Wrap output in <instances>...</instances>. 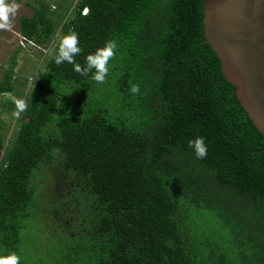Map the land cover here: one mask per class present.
<instances>
[{
  "label": "trees",
  "instance_id": "trees-1",
  "mask_svg": "<svg viewBox=\"0 0 264 264\" xmlns=\"http://www.w3.org/2000/svg\"><path fill=\"white\" fill-rule=\"evenodd\" d=\"M204 4L76 1L19 128L0 143L2 258L19 254L25 220L38 214L43 226L53 221L44 226L49 240L60 234L69 242L38 264H264V136L206 42ZM47 11L42 3L19 19L24 38L38 46L55 39ZM69 34L81 51L57 65ZM108 41L117 48L104 82L82 76L76 69ZM16 63L14 55L0 95L14 91ZM111 83L132 119L113 118L100 101ZM196 137L207 146L204 159L187 146ZM46 164L58 198L36 197L42 189L33 180ZM219 226L236 241L238 260L216 243Z\"/></svg>",
  "mask_w": 264,
  "mask_h": 264
},
{
  "label": "rangeland",
  "instance_id": "rangeland-1",
  "mask_svg": "<svg viewBox=\"0 0 264 264\" xmlns=\"http://www.w3.org/2000/svg\"><path fill=\"white\" fill-rule=\"evenodd\" d=\"M77 0H6L8 3H14L17 8L14 15L9 16L10 28L0 29V81L2 80L5 72L16 55L17 63L14 73V91L0 95V103L3 110L0 113L1 122L0 127V143L7 145L13 138L14 133L19 128L20 114L18 118L13 113L19 111L17 103L19 101L26 102L29 91L38 77V75L45 69V62L48 61L50 55L53 53L57 41L61 38L60 29L62 24L72 15L74 5ZM44 3L48 6L49 14L57 22L56 35L54 41L48 46H38L34 42L25 40L19 19L21 16L30 17L35 13L36 8ZM47 10V9H46ZM112 80V79H109ZM108 82V81H107ZM113 82V80H112ZM100 101L103 106L110 111L113 118L132 119L129 108L125 106L121 99L120 94L116 91L113 83L105 85L100 92ZM49 172V173H48ZM48 173V174H47ZM52 171L49 165L46 164L41 170L38 171L36 178L33 180L35 188L40 184L41 191L38 186L36 189V197L38 191L41 194H49L52 197H57L59 192L56 193L57 182L52 179ZM70 183V182H68ZM60 185V184H59ZM68 193L71 188L66 186L62 187V191ZM71 192V191H70ZM51 202H54L52 199ZM48 200V201H49ZM48 201H45L47 203ZM42 217L33 216L25 220L21 235L20 252L16 255L18 264H38V258L45 257V254L55 253L59 255L63 247L68 246L69 242L67 237L56 234L52 240H49L46 235L44 226L42 224ZM217 223V220H212ZM206 224L204 220L202 227ZM53 229V228H52ZM216 230L220 233L215 235L216 243H218L223 251L232 254L233 259H239V247L236 246V241L233 240L229 232L221 230L220 226ZM48 235H52L51 231H47ZM63 239V240H62ZM3 251L0 250V258H2ZM247 259V258H246ZM41 264H49L44 258ZM240 262V264H249L248 261Z\"/></svg>",
  "mask_w": 264,
  "mask_h": 264
},
{
  "label": "water",
  "instance_id": "water-1",
  "mask_svg": "<svg viewBox=\"0 0 264 264\" xmlns=\"http://www.w3.org/2000/svg\"><path fill=\"white\" fill-rule=\"evenodd\" d=\"M203 22L224 77L264 136V0H205Z\"/></svg>",
  "mask_w": 264,
  "mask_h": 264
},
{
  "label": "clouds",
  "instance_id": "clouds-1",
  "mask_svg": "<svg viewBox=\"0 0 264 264\" xmlns=\"http://www.w3.org/2000/svg\"><path fill=\"white\" fill-rule=\"evenodd\" d=\"M17 6L14 3H8L6 0H0V29L10 28L9 16L14 15ZM78 39L75 34H69L62 38L58 51L54 57V62L60 65L64 62L72 63L73 57L77 55L81 49L77 46ZM117 48L115 41H108L102 49H98L95 54H90L86 58V63L83 68H77L82 76H87L92 73L91 79L97 83H103L106 75L108 74V61L113 57L114 52ZM132 93H138V86L131 88ZM19 111L13 113L18 118L19 112L25 109V103L19 101L17 103ZM192 149L196 159H204L207 155V146L204 142L203 137H196L195 139L189 140L188 145ZM0 264H18V258L12 255L7 258H0Z\"/></svg>",
  "mask_w": 264,
  "mask_h": 264
},
{
  "label": "built area",
  "instance_id": "built-area-1",
  "mask_svg": "<svg viewBox=\"0 0 264 264\" xmlns=\"http://www.w3.org/2000/svg\"><path fill=\"white\" fill-rule=\"evenodd\" d=\"M25 40H27V41H29V42H31L32 40H29V39H25ZM33 42V41H32Z\"/></svg>",
  "mask_w": 264,
  "mask_h": 264
}]
</instances>
